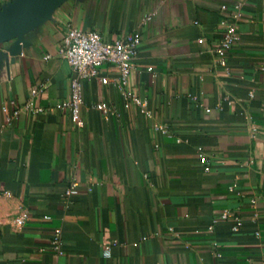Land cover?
I'll list each match as a JSON object with an SVG mask.
<instances>
[{
  "label": "crops",
  "instance_id": "crops-1",
  "mask_svg": "<svg viewBox=\"0 0 264 264\" xmlns=\"http://www.w3.org/2000/svg\"><path fill=\"white\" fill-rule=\"evenodd\" d=\"M235 1L64 0L0 43V264H264V0L234 22ZM227 25L238 39L222 68ZM71 28L106 43L140 32L125 88L150 116L104 67L83 84V127L72 122Z\"/></svg>",
  "mask_w": 264,
  "mask_h": 264
},
{
  "label": "built area",
  "instance_id": "built-area-1",
  "mask_svg": "<svg viewBox=\"0 0 264 264\" xmlns=\"http://www.w3.org/2000/svg\"><path fill=\"white\" fill-rule=\"evenodd\" d=\"M244 0H236L233 5L232 18L234 22L238 21L241 16V10ZM226 6H222L221 10H225ZM152 18V14H147L142 19V24H147ZM238 37L234 26L227 25L226 33L213 49L216 63L219 67H226V55L233 48ZM141 43V35L139 31L127 33L117 38L113 43H106L101 36L94 32L83 31L79 29H68L63 38L65 48V58L73 73L70 80V94L68 99L61 104V108H68L71 111L72 122L79 128L83 127L84 122L79 116V109L83 103V84L85 81L92 79H100V71L104 67H114L119 72L118 87L123 99L134 104L141 113L150 116L148 110V102L139 99L134 92L125 88L128 78L133 70V62L138 54ZM32 93H36L33 90ZM100 109L108 113L106 105L101 104ZM41 112L42 109H37ZM162 134L167 135L168 131L164 125L156 127ZM79 193L78 186L72 182L65 192V200L69 202ZM220 221H231V231L239 232L243 227V221L235 217L229 211L223 212ZM18 224L21 223L17 219ZM257 235L259 233H256ZM51 247L61 253V240L59 230L55 231L51 239ZM116 245V243H113ZM105 258H110V246H106L103 252Z\"/></svg>",
  "mask_w": 264,
  "mask_h": 264
},
{
  "label": "water",
  "instance_id": "water-1",
  "mask_svg": "<svg viewBox=\"0 0 264 264\" xmlns=\"http://www.w3.org/2000/svg\"><path fill=\"white\" fill-rule=\"evenodd\" d=\"M64 0H13L0 9V43L46 19ZM5 58V57H4Z\"/></svg>",
  "mask_w": 264,
  "mask_h": 264
}]
</instances>
